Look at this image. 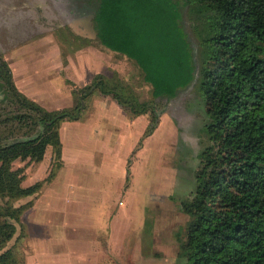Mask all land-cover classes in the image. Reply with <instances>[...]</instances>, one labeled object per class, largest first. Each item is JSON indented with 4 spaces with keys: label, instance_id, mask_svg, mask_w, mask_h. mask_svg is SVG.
<instances>
[{
    "label": "trees",
    "instance_id": "1",
    "mask_svg": "<svg viewBox=\"0 0 264 264\" xmlns=\"http://www.w3.org/2000/svg\"><path fill=\"white\" fill-rule=\"evenodd\" d=\"M92 17L100 44L134 60L154 97H173L195 81L205 106L194 186L180 208L189 215L181 255L186 264H264V0H93ZM213 28L196 63L181 25L182 6ZM83 44L91 40L83 38ZM197 67V68H196ZM0 249L12 237L36 194L61 166L59 124L79 118L94 90L115 98L133 114L149 113L119 79L97 73L78 91L71 107L48 110L15 85L0 57ZM86 89V90H85ZM153 114V116H152ZM51 147L47 175L24 184V165L42 160ZM14 247L0 251V264H19Z\"/></svg>",
    "mask_w": 264,
    "mask_h": 264
},
{
    "label": "rangeland",
    "instance_id": "2",
    "mask_svg": "<svg viewBox=\"0 0 264 264\" xmlns=\"http://www.w3.org/2000/svg\"><path fill=\"white\" fill-rule=\"evenodd\" d=\"M93 4V0H0V57L6 60L5 54L16 45L42 48L46 52V68L53 71L51 77L59 80L60 76L70 75L72 80L68 79L69 83H73L78 91H82L97 73H101L128 84L140 99L152 100L153 112L156 116V120L152 121L154 127L150 135L144 139L142 149L132 156L133 163L129 167V183L132 186L125 194V203L120 205L117 211L126 221L128 216L132 217L136 214L134 224L137 227L140 226L139 221L143 224V217L147 215L146 223L150 228L151 236L148 238V243L145 242L140 248L132 247L133 249L126 253L124 261L118 264H186V257L180 253L181 245L186 238L189 215L181 210L180 200L191 194L198 167L197 155L207 143L206 135L202 132V125L206 119L205 106L195 87V81L179 90L173 97L152 96L151 85L142 79L141 71L134 60L99 43L93 25ZM181 6V25L192 46L194 60L198 63L213 28L205 21L194 20L188 5L181 4ZM83 38L91 41L85 45ZM76 93H74V104L77 100ZM2 96L0 89V97ZM88 97L94 102L101 101L97 90L88 95L83 103ZM84 111H87V108ZM127 114L131 118L138 116L130 111ZM150 117L148 112L141 113L134 119V125H127L125 139L120 141L117 148L108 151L102 149V154L99 156L100 164H91L88 160V150L95 142L81 141L83 136L81 128L73 131L74 137L69 134L68 139H71L73 147L80 152H75L76 161L73 163L75 168L67 166L60 173L62 176L88 175V181H91L95 188L93 193L87 196L89 200H95V205L92 202L88 205L82 202L75 203L77 198L73 193L70 196L66 195L65 199L62 197L56 199L59 206L69 212L57 213L46 204L48 199L53 201L55 198L52 199L49 194L42 197L43 203L40 201L37 209L44 218L46 226L53 230L45 238L43 249H50L52 245L55 247L60 245L62 249L70 250L86 247L81 238L89 232L86 222L91 219L98 221L97 213L108 192H111V198L115 197L117 187L121 183L119 179L124 176L125 159L133 146L131 140L134 138V133L138 134L140 127L142 130L147 128ZM79 145H82V150L84 148L85 152L81 151ZM70 155L71 151L67 156ZM44 156L42 163L32 161V164L27 159H16L13 165L15 167L24 165L25 173L26 168L32 165L30 173L28 172L29 179H32L39 175L38 170L41 172L42 169L43 174L50 170V146ZM81 156L85 159H80ZM144 186L156 188L157 191L156 202L148 206L146 212L142 210L146 199ZM33 196H22L14 202L23 203L32 200ZM70 205L71 207L67 209L66 207ZM21 219L22 223L16 225L14 234L0 251L12 246L21 259L19 264H46L36 259V255L30 258L34 253V234L41 232L33 225L30 214L28 218L27 213L24 215L26 224L23 222V215ZM75 222L83 227L72 232ZM93 229L94 225L91 226L90 231L93 232ZM80 234L82 235L79 236ZM47 254L48 252L45 256ZM28 255L30 261L27 263ZM48 256L45 258L50 260L51 257ZM56 257L59 260L58 264H89L88 254L79 253L70 256V253H65L61 257L59 255Z\"/></svg>",
    "mask_w": 264,
    "mask_h": 264
},
{
    "label": "crops",
    "instance_id": "3",
    "mask_svg": "<svg viewBox=\"0 0 264 264\" xmlns=\"http://www.w3.org/2000/svg\"><path fill=\"white\" fill-rule=\"evenodd\" d=\"M45 53V49H40L38 47L34 48L25 45L13 46L12 50L5 54L7 63L11 69L13 81L22 93L32 98L48 110L71 107L75 102V94L72 92L73 83H69L68 79L72 80V78L70 75L60 76L59 80L51 77L53 71L46 68ZM70 58L73 60L72 57ZM99 96L101 97L100 102H94L93 99H90V97H88V100H85L84 106L80 111L79 118L62 120L59 124L58 131L62 145L61 166L56 169L55 174L50 180H46L42 183L41 188L36 194H32L34 195L32 197V204L25 209L22 214L23 222H25L24 215L27 213L28 218L30 214V220L33 225L41 232L40 234H34V253H32L33 255L31 254V256H27V263L30 261L29 256L32 259L34 255H36V259L43 263L47 264L48 262L49 264H58L59 260L56 257L57 255L61 257L62 254L70 253V256H75L82 253L89 255V258L87 259L89 264H109L110 262L118 264L119 262L124 261L126 253H128L130 249L132 250L137 246L140 248L145 244V242L148 243V238L151 234L150 228L146 223L147 215L143 217V224L139 221L140 226L137 227L134 224L136 214L132 215V217L128 216L126 221L124 217L119 215V212L117 213L120 208L119 206L123 205L126 201L125 194L132 186V184L129 183V167L133 163V161H131L132 156L136 154L137 151L142 149L144 139L150 135L145 134L146 128L142 130L140 127V132L138 134L134 133V138L131 140L133 146L125 159L124 176L121 180L119 179L121 183L117 187L118 191L116 190L115 197L111 198V192H108L104 196V201L97 213L99 217L98 221H94L93 219L87 221L86 226L88 227L89 232L85 235H79H82L81 238L84 240L82 242H84L86 247L83 249L70 250L69 248L62 249L60 245L59 247L52 245L50 249H43L45 238H47L48 233H52L53 230L46 226L44 218H42L39 214V209H37V204L40 201L43 203L41 200L42 197L49 194L48 196L52 199L55 198L53 201L48 199L46 204L48 207L53 208L57 213L68 214L69 212L59 206L56 199L61 197L65 199V197L70 196L73 193L75 194L74 197L77 198L75 203L82 202L88 205L92 202L95 205V200H89L87 196L91 195L95 188L92 182L88 181V175L82 176L70 174L62 176L60 173L63 172L67 166H72L73 169L75 168L73 166V163L76 161L75 152H80L77 151V148L73 147L71 139H68L69 134L74 137L72 134L73 131L81 128L83 131L81 141L87 143H92L93 141L95 142L94 146H91L88 150V160L91 164H100L101 160L99 156L102 154V149L108 151L117 148L120 141H124L125 139L127 125H134V119L141 115L138 114V116L134 118L128 117V111H126L115 98L100 93ZM85 108H87V111H84ZM79 144H81V142ZM81 146L82 145H79V148ZM96 146H100L101 148H95ZM70 151L71 155L68 157L67 154L70 153ZM81 151L85 152L84 148L82 150L81 147ZM139 154L140 153H138V155ZM44 159L45 156L42 160L36 162L42 163ZM80 159H85V157L81 156ZM38 167L39 165H37L36 168ZM31 169L32 165H29L26 168L27 172L25 174H27V176H25L23 180L24 184L28 185L36 180L43 179L47 175L46 173H48L46 172L43 174V170L41 169V172L38 170L39 175L29 179L30 176H28V172L30 173ZM88 182H91V184H88ZM135 183L136 182H134V184ZM142 184L144 185V182H142ZM144 187L146 190V199L142 210L146 212L148 206L156 202L157 191L156 188L152 189L149 188V186ZM68 202L70 203V201ZM70 207L71 205L66 208L69 209ZM138 216L140 218L139 214ZM73 224L72 232L78 230L79 227H83V225H80L77 222ZM92 225H94L93 232L92 230L90 231ZM71 234L76 235L77 233ZM47 246L50 247V244L47 243ZM47 252V255H49L48 257H51L50 260L45 258L47 256H45Z\"/></svg>",
    "mask_w": 264,
    "mask_h": 264
}]
</instances>
